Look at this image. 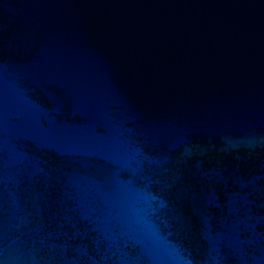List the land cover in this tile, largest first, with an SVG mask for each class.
Wrapping results in <instances>:
<instances>
[{
    "label": "water",
    "instance_id": "water-1",
    "mask_svg": "<svg viewBox=\"0 0 264 264\" xmlns=\"http://www.w3.org/2000/svg\"><path fill=\"white\" fill-rule=\"evenodd\" d=\"M0 264H264V0H0Z\"/></svg>",
    "mask_w": 264,
    "mask_h": 264
}]
</instances>
